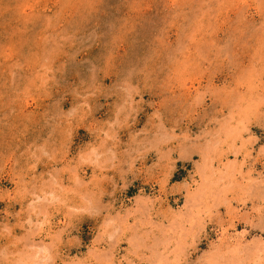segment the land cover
<instances>
[{"label":"rangeland","instance_id":"rangeland-1","mask_svg":"<svg viewBox=\"0 0 264 264\" xmlns=\"http://www.w3.org/2000/svg\"><path fill=\"white\" fill-rule=\"evenodd\" d=\"M0 264H264V0H0Z\"/></svg>","mask_w":264,"mask_h":264}]
</instances>
